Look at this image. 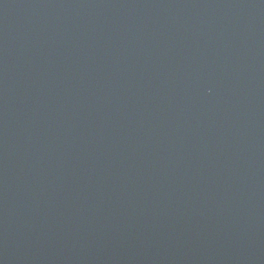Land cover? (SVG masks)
Listing matches in <instances>:
<instances>
[{
    "label": "water",
    "instance_id": "95a60500",
    "mask_svg": "<svg viewBox=\"0 0 264 264\" xmlns=\"http://www.w3.org/2000/svg\"><path fill=\"white\" fill-rule=\"evenodd\" d=\"M0 264H264V0H0Z\"/></svg>",
    "mask_w": 264,
    "mask_h": 264
}]
</instances>
